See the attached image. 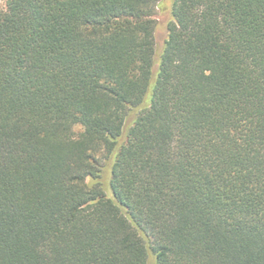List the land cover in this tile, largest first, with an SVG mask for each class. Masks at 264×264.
I'll return each instance as SVG.
<instances>
[{
    "label": "trees",
    "instance_id": "1",
    "mask_svg": "<svg viewBox=\"0 0 264 264\" xmlns=\"http://www.w3.org/2000/svg\"><path fill=\"white\" fill-rule=\"evenodd\" d=\"M160 1L0 6V264H264V0Z\"/></svg>",
    "mask_w": 264,
    "mask_h": 264
},
{
    "label": "rangeland",
    "instance_id": "2",
    "mask_svg": "<svg viewBox=\"0 0 264 264\" xmlns=\"http://www.w3.org/2000/svg\"><path fill=\"white\" fill-rule=\"evenodd\" d=\"M4 0L0 1V6L3 5ZM173 0H161L160 4L157 8V12L154 14V18L156 20V28H155V43H156V53L157 57L161 53L164 42L167 38V24L171 19V7ZM152 93V86L148 90L147 96L150 97ZM79 130V127H76ZM89 181V180H88ZM104 182V191L107 196H111V187H110V169H109V177L108 171H105L103 175Z\"/></svg>",
    "mask_w": 264,
    "mask_h": 264
}]
</instances>
